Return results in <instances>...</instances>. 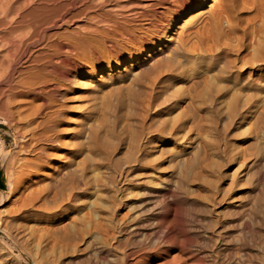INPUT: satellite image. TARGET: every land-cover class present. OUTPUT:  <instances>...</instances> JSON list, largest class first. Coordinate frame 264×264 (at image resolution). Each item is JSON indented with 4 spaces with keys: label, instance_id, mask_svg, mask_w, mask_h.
Returning <instances> with one entry per match:
<instances>
[{
    "label": "rangeland",
    "instance_id": "1",
    "mask_svg": "<svg viewBox=\"0 0 264 264\" xmlns=\"http://www.w3.org/2000/svg\"><path fill=\"white\" fill-rule=\"evenodd\" d=\"M130 1L122 0L123 4L126 3L124 6L127 7V2ZM251 1L245 0V3L241 4L242 7L247 5L242 8L243 11L238 13L240 16L244 15L243 20L242 18L241 22L239 20V25L242 27L238 25L237 30L233 31L224 18L221 21L222 30L226 29L228 35L234 39L233 41L229 36V39L225 41L232 40L234 43L229 41L231 44L228 46L227 41V43L217 42L198 36L194 32L189 35V30H187L185 34L188 46L185 45V48L188 47V50L179 51L178 55L172 57V64L166 66L158 64L159 54L140 57V63L137 64H134L126 54L115 57V53L123 50L126 43L120 38L101 34V37L96 40L98 43L93 47L94 50L90 53L86 50V53H83L84 57L81 56L84 62H88L89 58L92 60L94 55H98L99 61L94 64V69L88 71L83 78L80 87L83 95L80 94V98L77 97L78 100L73 102V105H77L66 115L62 114L56 118L61 121L62 126L51 125L48 116L41 114L40 117L34 114L29 116L30 113L25 111L20 114H11L6 106H0V261L5 260L13 264H34L33 259H48L46 255L50 256L51 251L55 257L60 255V252L62 254L68 252L71 249L70 246L65 245L64 249L63 245H60L61 249L57 243L55 244L57 249L51 246H54V242L49 239L51 237H48L49 233L46 230L51 222L62 220L75 222L80 227L88 229L91 225L102 228L112 226L114 222H117V217L119 220L120 215L127 213V202L138 195L141 183L146 181L150 186L156 185L164 170L161 165H166L163 157H160L162 156L159 151L161 145L171 146L175 151L202 152L206 150L208 152L202 170L194 172L195 181L190 177L191 186L195 189L199 188L197 192L196 190L194 192H199L203 196H209L220 188L221 180H230L237 172L238 162L246 161L254 155L264 161V48H262L264 41L261 45L259 39L264 40L262 38L264 32H261L264 31L262 30L264 23H260V21L264 22V17H262L264 16V2L262 0ZM214 2V0H209L208 5L203 8H208L209 3ZM99 11L101 16H109L107 14L110 12L106 10L105 4H102ZM245 18L249 20L245 21ZM258 18H260L259 21H257ZM203 19L204 17L198 18L191 28L194 29L195 26L200 28L205 21ZM259 32L261 36L257 35ZM156 46H159L158 43ZM257 47L259 49H256ZM155 57H157L156 60ZM108 66H111L109 71L106 69ZM84 67L87 68V66ZM72 83L71 81L70 87L74 86ZM88 89L91 90L88 92ZM66 100L70 103V99ZM29 120L32 123L29 124ZM38 120L42 121L41 124L46 129L37 123ZM48 122L50 125L47 124ZM37 124L43 129H39ZM30 125H35V128H31ZM52 126L56 127L52 128ZM60 128H66V130H60ZM242 148H245L244 150L253 148V152L244 151ZM241 149L244 154L241 153ZM248 153L252 155H246ZM128 156L131 158H126ZM117 159L120 161L118 162ZM144 159L145 161L147 159L146 163ZM126 161H133L135 178L132 177L126 183L121 182L117 184L118 187L114 186L112 189V179L115 174L114 169H116L114 163L118 166L124 165ZM259 163L262 170L258 168L262 174L264 162ZM69 167L75 172L79 170L76 173L73 172L75 175L71 178H69V173L72 170H67ZM158 168L160 170H157ZM235 169L236 171H232ZM101 173L102 175L99 176ZM76 174L79 175L81 182L83 181L80 189L73 185L72 178L76 179ZM93 175H97V178L94 179ZM60 176H63L62 179ZM207 176H210V181ZM66 178L70 183V190L69 185L65 184ZM7 182L11 184L8 189L5 184ZM86 183L87 186H85ZM134 190L137 195L134 194ZM65 196L68 197L65 198ZM92 202L95 203L94 206ZM18 240L25 245L26 252L21 251ZM57 251L58 254H56Z\"/></svg>",
    "mask_w": 264,
    "mask_h": 264
},
{
    "label": "bare ground",
    "instance_id": "2",
    "mask_svg": "<svg viewBox=\"0 0 264 264\" xmlns=\"http://www.w3.org/2000/svg\"><path fill=\"white\" fill-rule=\"evenodd\" d=\"M208 1L209 0H131L127 2V7L124 6L126 3L123 4L122 0H0V106H6L11 114H20L25 111L30 113L28 114L29 116L32 114H34V116L39 115V117L40 114L48 116L51 120V125L60 126L61 121L56 118L62 114L66 115L67 112L72 111L73 107L77 105L75 103V105H73V102L77 97L83 95L80 89L81 82L88 71L94 69V64L99 61L98 55H94L92 60L89 58L90 61L88 62H84V58L82 59L81 56L84 52L86 53V50L89 53L94 50L93 47L98 43L96 40L98 37H101V34L112 38H120L126 43L123 50H118L115 53V57L126 54L134 64H137L140 57L144 58L145 56L150 57L154 56V54H159V57H155L154 59L156 60L157 58L160 61L159 63L156 61L158 64L161 63V65L164 64L166 66L167 64H172L171 61H173L174 55H178L179 51H185V45H187L185 31L189 30V32L187 31L189 35L194 32V34L196 33L198 36L207 37L217 42H223L230 36L226 29L225 31L222 30L221 21L223 18L228 22V26L233 31L240 24L241 18L243 20L244 15H241L243 16L241 17L238 13L244 6H247L243 5L242 7L241 5L245 3V0H214V3H209L208 8H203L205 5H208ZM249 1L252 2L251 0ZM262 2H264V0H262ZM102 4H105L106 10L110 12L107 14L109 15L107 17H103L100 14L99 8ZM245 9H247V7H245ZM250 14H248V16ZM200 17H204L205 19L202 26L200 28L198 26H195L196 28L194 27V29L191 28ZM259 19L260 18H258L257 21H259ZM247 20L245 18V21ZM180 21L181 23L179 24ZM260 23L264 22L260 21ZM240 26L241 25H239V27ZM230 28H228V30ZM234 35L236 34L234 33ZM257 35H260V32L259 34L257 33ZM230 39L233 38L231 37ZM259 39L262 45V41L264 40L261 38ZM226 41L223 43H227L230 40ZM233 41L231 40L230 42ZM260 41L258 40V42ZM230 42L228 46L231 44ZM156 43H158L159 46H156ZM190 43L192 42L190 41ZM255 45H253V47H256ZM232 47L234 48V46ZM258 47L256 49H259ZM186 50H188V47ZM251 61L253 63V60ZM84 66H87V68ZM101 69L102 68H100V70ZM106 69L109 71L111 66H108ZM101 72L103 71L101 70ZM71 81L74 85L72 87H70ZM127 81H129V79ZM90 90L91 89H88L87 91L89 92ZM66 99H70V103H68ZM35 118L37 119V117ZM24 119L26 118L24 117ZM39 120H41V118ZM39 120L37 123L43 126L41 124L42 121L39 122ZM30 122L32 123V121L29 120V124ZM26 124H28V121H26ZM38 124L37 127L41 129L42 127L38 126ZM47 124L50 125L49 122ZM30 126L32 128L35 125ZM44 127L45 126H43V128ZM54 127L52 126V128ZM45 129L43 131H45ZM61 129L66 130V128H60V130ZM43 131L41 130V132ZM242 149L244 150L245 148ZM242 149L241 153L243 152ZM251 149L253 150V148ZM173 150L171 146L167 147L161 145L159 147V151L162 155L159 156L163 157L162 159L166 165H161L164 170L161 169L162 174L158 178L156 185L153 184L154 187L150 186L146 181L145 183H141L142 185L140 184L138 195L136 190H134V194L136 193L137 196H134L133 199L127 202V213L122 215L123 217L120 215L119 220L118 217L117 219L115 218L117 222H114L110 227L107 226V228L91 225L89 229L87 227V229L80 227L75 222H66L63 220L51 222L46 229L49 233V235L47 233L48 237L52 238L49 239L54 242V246H51L57 249V246L61 247L60 245H63L64 249L66 245L68 247L70 246L71 249L68 248L69 251H66L65 254L60 252V255L56 257L53 256V252L51 251L50 256L46 255L48 259H33V263L264 264V171H262L261 174L260 169L262 170V168L258 165L261 158L254 155V157L251 156L246 160L245 156L249 155L248 153L243 156L246 161L239 163L238 157L237 162L239 164L237 163L238 167H236L237 172L235 175L232 177V174L230 180L220 179V184H222V186L218 189L215 188L216 191L209 196H203L199 194V192L196 193L199 188L195 189L191 186L190 177L193 179L194 172L197 173L202 170L208 152L206 150H201L202 152ZM252 150L248 149L247 152H253ZM257 151L259 152V150ZM129 157L131 158V156L126 158ZM133 160H135V158ZM262 162L264 161H261V163ZM122 163L123 162H121V164ZM78 164L79 163H77V165ZM123 164L124 165L117 166L114 163V168L116 169H114L115 174L113 175V179L111 178L113 181V185H111L112 183L110 184L113 186L112 189L114 186H117V184L121 182L126 183L135 176L133 161H126ZM78 166L75 167L78 168ZM81 168L79 169L81 170ZM160 168L157 170H160ZM236 169L232 171H236ZM67 170L71 171L72 169L69 167ZM73 172L76 173L75 170H72L70 173L68 172L69 178L75 175ZM149 173L151 174V170ZM101 175L102 173L99 176ZM76 176V179L72 178L74 181L73 185L79 188L83 181L81 182V179L78 177L79 175L76 174ZM96 176L93 175L94 179L97 178ZM204 176L206 177V175ZM9 177H7V179ZM85 177L84 179H86ZM200 179H202V177ZM210 179L211 178H209V181ZM65 180V184L69 185L70 190V183L67 178ZM140 180L142 181L143 179ZM193 180L195 181V179ZM87 183L85 186H87ZM104 183H106V181ZM5 184L7 185V189L11 185L10 182ZM210 185L212 184L210 183ZM69 190L67 189L66 191L68 192ZM195 190L196 192H194ZM52 193L54 195V192ZM203 193L205 192L203 191ZM205 194H207V192ZM68 196H65V198ZM55 198H57L56 195ZM53 202H55V200ZM91 204L93 206L95 205L93 202ZM72 219L74 218L72 217ZM18 241L21 251L26 252L25 245L20 243L22 241ZM53 242L51 243L53 244ZM56 243L57 246L55 245ZM58 250L60 251V248ZM40 252L42 251L40 250ZM56 254H58V251ZM0 264L13 263L2 260Z\"/></svg>",
    "mask_w": 264,
    "mask_h": 264
}]
</instances>
